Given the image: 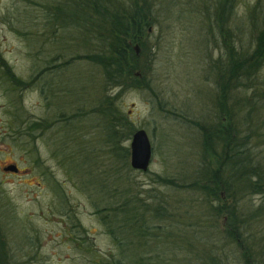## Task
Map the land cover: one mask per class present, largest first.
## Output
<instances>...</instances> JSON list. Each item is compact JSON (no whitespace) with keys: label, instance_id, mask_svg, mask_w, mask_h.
I'll use <instances>...</instances> for the list:
<instances>
[{"label":"rangeland","instance_id":"1","mask_svg":"<svg viewBox=\"0 0 264 264\" xmlns=\"http://www.w3.org/2000/svg\"><path fill=\"white\" fill-rule=\"evenodd\" d=\"M65 1L0 0V57L27 82L12 86L0 72V231L15 264H109L120 256L119 248L97 211L125 194L151 204L167 201L171 217L147 224L161 232L175 229L178 215L194 219L204 210L197 193L163 186L160 177L196 176L200 160L209 159L200 129L216 120L214 63L223 54L219 0H149L154 12L147 65L153 89H104L116 96L134 129L146 131L152 146L146 171L132 169L129 157L126 166L110 153L96 112L102 74L83 59L102 45L94 31L62 26L53 17ZM224 20L228 39L244 47L263 28L264 0H234ZM259 79L264 80V66ZM65 117H73L69 125ZM43 120L48 129L29 127ZM122 145L129 149L130 139ZM10 164L20 171L8 174L4 168ZM262 199L251 195L246 201L256 207ZM213 219L200 222L220 231L222 215ZM148 247L177 248L168 239H148ZM166 258L159 264H178Z\"/></svg>","mask_w":264,"mask_h":264},{"label":"trees","instance_id":"2","mask_svg":"<svg viewBox=\"0 0 264 264\" xmlns=\"http://www.w3.org/2000/svg\"><path fill=\"white\" fill-rule=\"evenodd\" d=\"M233 2L219 0L216 19L223 38V54L214 63L219 97L216 120L200 129L203 150L209 159L200 160L196 176L181 181L160 177L163 186L197 193L204 210L198 211L194 219L188 217L190 220L178 215L175 229L161 232L147 224L151 218L171 217L163 205L167 201L158 199L151 204L131 193L108 203L97 212L119 248L120 256L113 257L109 264H159L166 262V256V260H177L178 264H264V152L263 148L256 150L264 146V80L259 79L264 66V21L260 32L252 33V41L244 47L236 39H228L231 33L224 27V17L232 13ZM55 11L53 17L60 19L62 26L94 31L102 45L99 51L83 59L99 66L105 88L102 87L96 112L102 120L110 153L128 166L129 149L122 143L131 139L136 129L119 109L116 96L104 89H153V81L148 77L147 62L151 56L147 37L154 7L149 0H66ZM0 72L12 86L27 83L16 78L1 57ZM63 119L69 125L73 117ZM29 127L41 131L49 125L43 120ZM62 158L67 161V154ZM251 195H261V204L254 207L248 203L246 198ZM221 215L220 231L214 223L203 228L201 220L214 221ZM3 234L0 231V264H15ZM148 239H168L177 248H145Z\"/></svg>","mask_w":264,"mask_h":264},{"label":"water","instance_id":"3","mask_svg":"<svg viewBox=\"0 0 264 264\" xmlns=\"http://www.w3.org/2000/svg\"><path fill=\"white\" fill-rule=\"evenodd\" d=\"M138 49L136 48V52ZM152 157V146L146 131L142 128L136 129L130 139L129 164L132 169L146 171ZM5 171L18 172L16 164H10L4 168Z\"/></svg>","mask_w":264,"mask_h":264},{"label":"flooded vegetation","instance_id":"4","mask_svg":"<svg viewBox=\"0 0 264 264\" xmlns=\"http://www.w3.org/2000/svg\"><path fill=\"white\" fill-rule=\"evenodd\" d=\"M20 170H19V168H18V172H19ZM17 172V173H18ZM8 174H11V175H14V174H17V173H15V172H7Z\"/></svg>","mask_w":264,"mask_h":264}]
</instances>
